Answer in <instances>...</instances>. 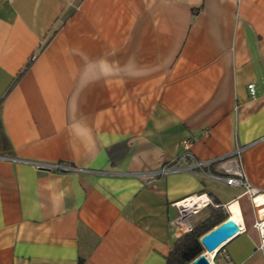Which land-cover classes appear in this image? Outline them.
Instances as JSON below:
<instances>
[{"label": "crops", "instance_id": "crops-1", "mask_svg": "<svg viewBox=\"0 0 264 264\" xmlns=\"http://www.w3.org/2000/svg\"><path fill=\"white\" fill-rule=\"evenodd\" d=\"M185 141L201 162L242 147L264 195V0H0V264H167L201 195L189 226L222 208L225 264H264L243 189L143 180Z\"/></svg>", "mask_w": 264, "mask_h": 264}, {"label": "built area", "instance_id": "built-area-1", "mask_svg": "<svg viewBox=\"0 0 264 264\" xmlns=\"http://www.w3.org/2000/svg\"><path fill=\"white\" fill-rule=\"evenodd\" d=\"M249 92L252 97H255L256 90L255 86L249 85ZM184 152L180 155V157L172 164L167 165L156 172H151L142 176L145 182L155 181L156 179L168 174V173H178V172H193L198 173L208 178L224 183L230 187L240 188L244 190L245 194H248L252 197V200L256 207L259 209L258 220L254 224V228L259 232L263 245H264V202L257 203V199L261 196H264L262 193L257 191L252 184L250 183L243 164L242 159V147H237L231 153L209 160V161H197L192 155L189 154L190 142L185 141L183 143ZM35 167L38 170H55V171H64V172H72L75 169L69 165H53L47 163H34ZM197 199H202V206L197 205L196 207H190L189 209L186 207H181V205H177L180 211V218L178 221V227L180 229H186L187 225V233L192 231V228L189 226L187 219L199 212L202 208L208 206L211 202L205 196L201 195L197 197ZM189 200V199H187ZM185 200V201H187ZM184 202V201H183ZM181 204V203H180ZM223 247L220 249L222 252ZM229 259V257H227ZM228 264H236L230 260H228Z\"/></svg>", "mask_w": 264, "mask_h": 264}, {"label": "trees", "instance_id": "trees-1", "mask_svg": "<svg viewBox=\"0 0 264 264\" xmlns=\"http://www.w3.org/2000/svg\"><path fill=\"white\" fill-rule=\"evenodd\" d=\"M228 219V214L222 208H213L211 215L205 221L193 227L192 231L180 237L170 251L167 264H191L204 253L201 239Z\"/></svg>", "mask_w": 264, "mask_h": 264}, {"label": "water", "instance_id": "water-1", "mask_svg": "<svg viewBox=\"0 0 264 264\" xmlns=\"http://www.w3.org/2000/svg\"><path fill=\"white\" fill-rule=\"evenodd\" d=\"M241 227L238 222L233 218H228L223 224L213 229L201 239V244L207 253L214 252L219 249L221 245L228 241L230 238H234L241 232ZM191 264H211L210 260L205 253L200 255Z\"/></svg>", "mask_w": 264, "mask_h": 264}, {"label": "bare ground", "instance_id": "bare-ground-1", "mask_svg": "<svg viewBox=\"0 0 264 264\" xmlns=\"http://www.w3.org/2000/svg\"><path fill=\"white\" fill-rule=\"evenodd\" d=\"M192 199V198H191ZM204 201V200H203ZM201 199H199V201H197V202H194V203H192V204H190L189 205V207H191V206H193V207H196L197 205H201V204H203L202 202H203ZM185 202V201H184ZM189 209V208H188ZM231 239V238H230ZM229 239V240H230ZM228 240V241H229ZM228 241H226V242H224L222 245H221V247L219 248V249H217V250H215L214 252H211V253H207L206 251L204 252L205 254H206V256L208 257V259L211 261V263L212 264H216L215 262H214V258H215V256H216V254L220 251V249L228 242Z\"/></svg>", "mask_w": 264, "mask_h": 264}, {"label": "rangeland", "instance_id": "rangeland-1", "mask_svg": "<svg viewBox=\"0 0 264 264\" xmlns=\"http://www.w3.org/2000/svg\"><path fill=\"white\" fill-rule=\"evenodd\" d=\"M207 216V215H206ZM206 216H203V218H202V221H203V219H205V217ZM201 221V222H202ZM201 222H198V224L199 223H201ZM198 224H196V225H198ZM195 227V226H194ZM206 250H204V252H205ZM214 260V262L216 263V264H225V262H224V258H223V255H221V252L219 251L217 254H216V256H215V258L213 259ZM210 263H211V261H210ZM212 264V263H211Z\"/></svg>", "mask_w": 264, "mask_h": 264}]
</instances>
